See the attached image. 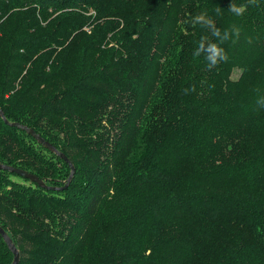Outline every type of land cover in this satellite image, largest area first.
Instances as JSON below:
<instances>
[{
  "label": "trees",
  "instance_id": "obj_1",
  "mask_svg": "<svg viewBox=\"0 0 264 264\" xmlns=\"http://www.w3.org/2000/svg\"><path fill=\"white\" fill-rule=\"evenodd\" d=\"M0 108L75 168L0 169L18 264H264V0H0ZM0 163L70 173L1 118Z\"/></svg>",
  "mask_w": 264,
  "mask_h": 264
},
{
  "label": "water",
  "instance_id": "obj_2",
  "mask_svg": "<svg viewBox=\"0 0 264 264\" xmlns=\"http://www.w3.org/2000/svg\"><path fill=\"white\" fill-rule=\"evenodd\" d=\"M0 118L2 120H4L5 123L8 124L10 127L11 126L16 127L17 129L31 135L32 138H34L38 144L42 145L45 149H48L49 151L54 153L56 156L58 155L66 164L69 165L70 173H69L67 180L63 186L53 187V186L46 185L45 181L43 179H39L35 174L28 172V171H24L18 167L13 166V165L9 166V165H5V164L0 163V169L5 170L11 174L15 173V174L21 176L23 179L29 180L30 182L35 183L40 188L49 189L51 191H58V190H62L64 188H66L69 185V183L71 182L72 176H73L74 171H75L73 163H71L69 161V159L62 152H60L58 149H55L48 141H46L42 136L37 134L32 128L28 127L27 125L25 126L19 122L9 123L7 120H5L1 108H0ZM0 236H1L2 240H4L8 250L10 251V253L13 255V260L10 264H18L19 260H20L19 252H18L15 244H13L12 240L10 239L8 234L5 232V230L1 226H0Z\"/></svg>",
  "mask_w": 264,
  "mask_h": 264
},
{
  "label": "clouds",
  "instance_id": "obj_3",
  "mask_svg": "<svg viewBox=\"0 0 264 264\" xmlns=\"http://www.w3.org/2000/svg\"><path fill=\"white\" fill-rule=\"evenodd\" d=\"M251 2L254 3L255 0H251ZM244 10H245V6H240L239 8L236 7L235 5H231L230 6V11L235 13L236 15H242ZM195 19L196 20H202L203 19V15H198V16L195 17ZM235 30H236L237 34H239V31H240L239 28H236ZM216 35H219V31L218 30L216 32ZM209 51H211V53H212V56L209 58L211 60V64L208 65L209 68H211L213 65L217 64V56H219L220 60H226L227 59L226 54L221 55L220 54L221 50H218L215 45H212L210 47Z\"/></svg>",
  "mask_w": 264,
  "mask_h": 264
},
{
  "label": "rangeland",
  "instance_id": "obj_4",
  "mask_svg": "<svg viewBox=\"0 0 264 264\" xmlns=\"http://www.w3.org/2000/svg\"><path fill=\"white\" fill-rule=\"evenodd\" d=\"M89 32V31H88ZM239 75V69H235L233 72H232V79H235L237 78Z\"/></svg>",
  "mask_w": 264,
  "mask_h": 264
}]
</instances>
